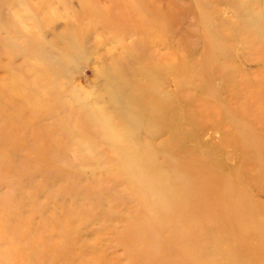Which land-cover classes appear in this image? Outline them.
<instances>
[{"label":"rangeland","instance_id":"1","mask_svg":"<svg viewBox=\"0 0 264 264\" xmlns=\"http://www.w3.org/2000/svg\"><path fill=\"white\" fill-rule=\"evenodd\" d=\"M0 264H264V0H0Z\"/></svg>","mask_w":264,"mask_h":264}]
</instances>
